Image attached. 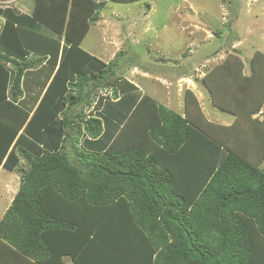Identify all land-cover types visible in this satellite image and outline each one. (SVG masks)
Instances as JSON below:
<instances>
[{
	"label": "trees",
	"instance_id": "1",
	"mask_svg": "<svg viewBox=\"0 0 264 264\" xmlns=\"http://www.w3.org/2000/svg\"><path fill=\"white\" fill-rule=\"evenodd\" d=\"M106 5H0V264H264V52L202 79L231 124L182 112L81 47Z\"/></svg>",
	"mask_w": 264,
	"mask_h": 264
},
{
	"label": "rangeland",
	"instance_id": "2",
	"mask_svg": "<svg viewBox=\"0 0 264 264\" xmlns=\"http://www.w3.org/2000/svg\"><path fill=\"white\" fill-rule=\"evenodd\" d=\"M106 1L81 47L116 63L117 74L137 82L143 93L151 85L152 93L158 94L159 87H155L162 81L164 100L169 106L174 88L182 100L190 89L202 109L209 111L207 116L212 115L211 109L217 107L203 83L204 72L228 55L240 53L246 64L244 71L249 73L254 52H264V0ZM0 5L31 13L34 0H0ZM41 27L42 32L52 33ZM102 93L106 90H100ZM178 108L183 111L184 106ZM212 111L221 118L231 117L220 109ZM19 187V172L0 166V220Z\"/></svg>",
	"mask_w": 264,
	"mask_h": 264
},
{
	"label": "crops",
	"instance_id": "3",
	"mask_svg": "<svg viewBox=\"0 0 264 264\" xmlns=\"http://www.w3.org/2000/svg\"><path fill=\"white\" fill-rule=\"evenodd\" d=\"M20 11H22V10H20ZM22 12H26V11H22ZM29 13V12H28ZM146 14H148V12H146ZM219 53V52H218ZM227 53V52H226ZM96 55V54H95ZM100 57V56H99ZM221 63V62H220ZM219 64V63H218ZM217 65V64H216ZM215 66V65H214ZM212 68V67H211ZM210 69V68H209ZM145 72H148L147 70H145ZM207 72V70L204 72V75H205V73ZM154 75V74H153ZM204 75H203V77H204ZM202 77V78H203ZM152 78V77H151ZM164 78V77H163ZM166 82H169L168 80H166V79H164ZM132 81V80H131ZM171 83V85H172V82H170ZM204 83V82H203ZM38 85V80H35L34 81V85ZM138 87H139V85L137 84V82L135 83ZM153 84H154V82H153ZM164 83L162 82V81H160L159 83H158V85L155 87V88H158L159 87V93L158 94H156V92H154V94L152 93V90H151V85H149V86H147L146 87V89H148V92H147V90H145L144 92H147V93H149V94H151L153 97H155V98H157L160 102H162L163 104H165L166 106H168V107H170V108H172V109H178V110H180V108H178L179 107V105L181 106V109H182V107L184 106V109H183V111L182 112H184L185 111V105H183V103H184V99L182 100V99H180L177 95H176V93H177V89L176 88H174L175 89V94H174V96H173V98H172V104L169 106L167 103H166V101L164 100L165 98H164V96H163V94H164V92H165V89H164V87H165V85H163ZM204 85L206 86V84L204 83ZM164 86V87H163ZM163 89V90H162ZM208 89V87L206 86V90ZM162 90V91H161ZM208 91H209V89H208ZM35 93H38V90L37 91H34V94ZM177 98H179V99H177ZM176 101H178L179 102V104L177 105L176 104ZM173 105H176V106H173ZM214 106V105H213ZM215 107V106H214ZM219 110V108L217 109V108H213V109H211V114L212 115H209L208 116V118L209 119H211V120H215V121H218V122H220V123H223V124H231L233 121H234V119H235V115L234 114H232L231 112H226V111H224V112H226V113H228V114H230L231 115V117L229 116V115H226L224 118H221L219 115H215L214 113H213V111L212 110ZM221 110V109H220ZM181 111V110H180ZM205 111V113L206 112H209V111H206V110H204ZM221 111H223V110H221ZM207 115V114H206ZM258 115H260V113H257L255 116H258Z\"/></svg>",
	"mask_w": 264,
	"mask_h": 264
},
{
	"label": "clouds",
	"instance_id": "4",
	"mask_svg": "<svg viewBox=\"0 0 264 264\" xmlns=\"http://www.w3.org/2000/svg\"><path fill=\"white\" fill-rule=\"evenodd\" d=\"M261 114V113H260Z\"/></svg>",
	"mask_w": 264,
	"mask_h": 264
}]
</instances>
